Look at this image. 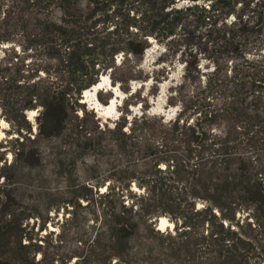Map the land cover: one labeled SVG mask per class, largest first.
Instances as JSON below:
<instances>
[{
	"label": "trees",
	"instance_id": "trees-1",
	"mask_svg": "<svg viewBox=\"0 0 264 264\" xmlns=\"http://www.w3.org/2000/svg\"><path fill=\"white\" fill-rule=\"evenodd\" d=\"M10 2L0 117L18 135L0 141V264H264V0ZM152 38L192 56L169 97L178 114L102 123L84 90L110 69L130 90ZM46 154L91 157L93 175L44 214L33 172ZM49 211L59 229L45 231Z\"/></svg>",
	"mask_w": 264,
	"mask_h": 264
},
{
	"label": "rangeland",
	"instance_id": "rangeland-1",
	"mask_svg": "<svg viewBox=\"0 0 264 264\" xmlns=\"http://www.w3.org/2000/svg\"><path fill=\"white\" fill-rule=\"evenodd\" d=\"M3 1H7L8 4L11 3V0ZM12 44H0V57L4 55L3 47H8ZM17 47L21 48V45L17 43ZM176 48L169 49L165 43H161L152 38V45L146 50L141 61L142 78L132 80L130 82V90L126 89L129 87V84H124L121 81L115 82L113 80L110 69L100 75L99 81L96 83L97 85L94 84L87 91L83 92L81 101L84 102L87 110L94 112L102 123H110L111 125H115L117 121H120L125 113L129 114L130 121L134 115L142 114L144 111L153 115H164L166 118L175 117L181 107L180 105L170 104L169 97L173 87H176L184 81L187 62L192 59L189 52H182L181 47L179 51ZM123 56L120 54L117 57L118 63L122 61ZM199 57L201 59L200 66L202 71H208L210 69L209 67L212 66L209 64V60L204 58V54L202 53ZM29 60H31L30 57ZM113 100H115L114 105H112ZM127 100H131L132 103L127 104ZM103 111L105 112L103 113ZM38 113L37 110L28 111V117L34 126V133L37 131L36 115ZM10 129V122L1 116L0 141L3 140L6 143L7 141L5 139L18 135L13 131L8 133ZM5 149L7 147L0 146V150ZM42 150L45 152L52 150L51 153L54 151L61 153L64 149L61 147V140L46 139L43 141ZM46 155L44 164L33 172L34 177L40 180L41 185V189L35 192L33 196L40 202V207L44 214L48 212L47 208L49 204L54 205L63 201L65 191L70 188L68 187L69 184L91 178L93 175V168L90 166L93 163L91 157L86 159V162L89 164V166H86L83 160L58 162L56 157L49 156V154ZM6 157L11 162L13 160V153L9 151ZM25 195L26 198H32L29 191ZM49 214L54 217V220L48 223V228L45 231L59 229L57 221L59 218H63V213H60L59 218L53 216L55 211H49ZM166 218L170 220L168 217ZM172 223L168 227L166 223L164 229L173 228L175 223Z\"/></svg>",
	"mask_w": 264,
	"mask_h": 264
},
{
	"label": "water",
	"instance_id": "water-1",
	"mask_svg": "<svg viewBox=\"0 0 264 264\" xmlns=\"http://www.w3.org/2000/svg\"><path fill=\"white\" fill-rule=\"evenodd\" d=\"M158 222H159V223H158ZM158 222H157L158 227L161 228V229H164V226L162 227V223H163V222H162V217L158 218ZM166 223H167V225H166L167 227H168V226H171V225L173 224V223H172L170 220H168V219H167V221L164 223V225H165Z\"/></svg>",
	"mask_w": 264,
	"mask_h": 264
},
{
	"label": "bare ground",
	"instance_id": "bare-ground-1",
	"mask_svg": "<svg viewBox=\"0 0 264 264\" xmlns=\"http://www.w3.org/2000/svg\"><path fill=\"white\" fill-rule=\"evenodd\" d=\"M102 82V81H101ZM95 85H97V84H95ZM88 89H86V90H84V91H87ZM115 104V100H113V103H112V105H114ZM101 109V108H100ZM103 109V108H102ZM103 110H105V109H103ZM32 111H35V110H32ZM105 111H103V113H104ZM167 221V218L166 217H162V227L163 226H165L164 225V223Z\"/></svg>",
	"mask_w": 264,
	"mask_h": 264
}]
</instances>
